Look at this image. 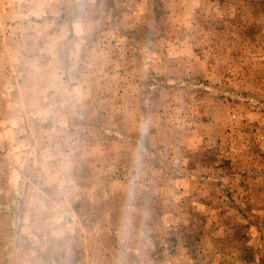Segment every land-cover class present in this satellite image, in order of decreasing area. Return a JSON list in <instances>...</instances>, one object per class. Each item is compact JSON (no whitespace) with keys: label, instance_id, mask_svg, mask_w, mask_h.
<instances>
[{"label":"rangeland","instance_id":"rangeland-1","mask_svg":"<svg viewBox=\"0 0 264 264\" xmlns=\"http://www.w3.org/2000/svg\"><path fill=\"white\" fill-rule=\"evenodd\" d=\"M0 264H264V0H0Z\"/></svg>","mask_w":264,"mask_h":264}]
</instances>
